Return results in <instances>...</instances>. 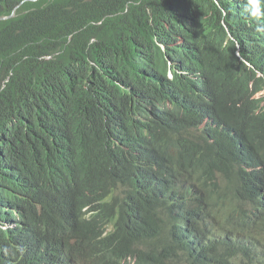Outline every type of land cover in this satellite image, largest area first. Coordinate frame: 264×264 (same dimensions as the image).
<instances>
[{"label":"trees","instance_id":"1","mask_svg":"<svg viewBox=\"0 0 264 264\" xmlns=\"http://www.w3.org/2000/svg\"><path fill=\"white\" fill-rule=\"evenodd\" d=\"M245 3L0 0V264H264Z\"/></svg>","mask_w":264,"mask_h":264},{"label":"clouds","instance_id":"2","mask_svg":"<svg viewBox=\"0 0 264 264\" xmlns=\"http://www.w3.org/2000/svg\"><path fill=\"white\" fill-rule=\"evenodd\" d=\"M262 4H264V0H246L243 8V11L247 13L248 17L258 25L257 31H264V26H261V22L264 21V9L261 8ZM263 69L264 62L263 64H260L257 69L258 74L264 78ZM13 225V223H4L3 228H7Z\"/></svg>","mask_w":264,"mask_h":264},{"label":"bare ground","instance_id":"3","mask_svg":"<svg viewBox=\"0 0 264 264\" xmlns=\"http://www.w3.org/2000/svg\"><path fill=\"white\" fill-rule=\"evenodd\" d=\"M1 19V18H0ZM263 75H264V69H263ZM58 250H59V254H60V256H64V253H63V249H62V247H58ZM65 259V258H64Z\"/></svg>","mask_w":264,"mask_h":264},{"label":"water","instance_id":"4","mask_svg":"<svg viewBox=\"0 0 264 264\" xmlns=\"http://www.w3.org/2000/svg\"><path fill=\"white\" fill-rule=\"evenodd\" d=\"M1 19L0 20H3V19H6L7 17H0Z\"/></svg>","mask_w":264,"mask_h":264}]
</instances>
